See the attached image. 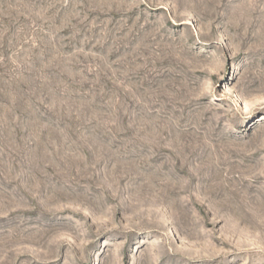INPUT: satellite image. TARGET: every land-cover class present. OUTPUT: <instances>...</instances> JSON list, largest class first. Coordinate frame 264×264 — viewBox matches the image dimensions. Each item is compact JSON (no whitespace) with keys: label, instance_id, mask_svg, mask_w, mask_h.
<instances>
[{"label":"rangeland","instance_id":"374dc122","mask_svg":"<svg viewBox=\"0 0 264 264\" xmlns=\"http://www.w3.org/2000/svg\"><path fill=\"white\" fill-rule=\"evenodd\" d=\"M0 264H264V0H0Z\"/></svg>","mask_w":264,"mask_h":264}]
</instances>
